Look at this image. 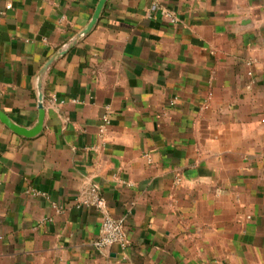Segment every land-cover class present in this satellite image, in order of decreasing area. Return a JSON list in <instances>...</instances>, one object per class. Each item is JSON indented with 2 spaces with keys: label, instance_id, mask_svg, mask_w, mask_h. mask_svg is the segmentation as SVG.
I'll return each instance as SVG.
<instances>
[{
  "label": "crops",
  "instance_id": "crops-1",
  "mask_svg": "<svg viewBox=\"0 0 264 264\" xmlns=\"http://www.w3.org/2000/svg\"><path fill=\"white\" fill-rule=\"evenodd\" d=\"M99 2L0 0V264H264V0Z\"/></svg>",
  "mask_w": 264,
  "mask_h": 264
},
{
  "label": "built area",
  "instance_id": "built-area-1",
  "mask_svg": "<svg viewBox=\"0 0 264 264\" xmlns=\"http://www.w3.org/2000/svg\"><path fill=\"white\" fill-rule=\"evenodd\" d=\"M155 11L160 14L162 19L167 20L170 24H178V18L173 11L160 4L155 5ZM79 206L93 208L103 212L105 200L96 185H90L88 188V196L79 202ZM127 244L124 220L116 219L109 215L104 216L102 219V235L95 243V247L98 250H105L114 245H120L122 248H126Z\"/></svg>",
  "mask_w": 264,
  "mask_h": 264
},
{
  "label": "water",
  "instance_id": "water-1",
  "mask_svg": "<svg viewBox=\"0 0 264 264\" xmlns=\"http://www.w3.org/2000/svg\"><path fill=\"white\" fill-rule=\"evenodd\" d=\"M108 0H100L99 5L96 8L95 14L93 16V20L89 26L90 30L99 20L101 13L105 7V4ZM87 32V31H86ZM85 32V33H86ZM83 33V34H85ZM72 44V43H71ZM70 44V45H71ZM64 52H66V50L62 51L60 54H64ZM38 109H39V118H38V122L36 124V126L32 129V130H27L24 128H21L19 126H17L15 123H13L4 113H2L0 111V120L7 126L9 127L11 130H13L14 132L27 136V137H33V136H37L39 135L44 128V122H45V107H44V95L41 92L39 95V104H38Z\"/></svg>",
  "mask_w": 264,
  "mask_h": 264
}]
</instances>
